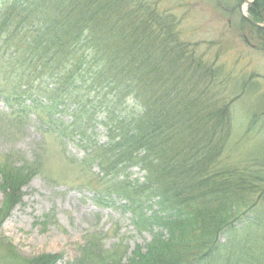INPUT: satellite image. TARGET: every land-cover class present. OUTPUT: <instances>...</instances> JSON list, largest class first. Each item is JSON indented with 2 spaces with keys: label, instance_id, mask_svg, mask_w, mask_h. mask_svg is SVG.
I'll use <instances>...</instances> for the list:
<instances>
[{
  "label": "trees",
  "instance_id": "16d2710c",
  "mask_svg": "<svg viewBox=\"0 0 264 264\" xmlns=\"http://www.w3.org/2000/svg\"><path fill=\"white\" fill-rule=\"evenodd\" d=\"M248 14L261 23L264 0ZM178 24L148 0H0V130L12 115L22 129L43 110L49 122L39 126L63 136L104 131L106 141L88 145L80 160L100 170L90 200L120 208L137 232L150 234L123 264H264V248L227 241L248 227L264 236V200L254 196L264 192V163L221 165L230 107L214 86L218 69L179 40ZM255 118L249 128L259 125ZM37 173L26 162L0 163L7 208ZM100 251L86 244L70 264H122L100 262Z\"/></svg>",
  "mask_w": 264,
  "mask_h": 264
},
{
  "label": "rangeland",
  "instance_id": "374dc122",
  "mask_svg": "<svg viewBox=\"0 0 264 264\" xmlns=\"http://www.w3.org/2000/svg\"><path fill=\"white\" fill-rule=\"evenodd\" d=\"M148 1L178 19L179 40L201 64L218 69L213 84L220 88L231 114L221 165L264 163V32L241 15L250 17L248 9L254 2L247 6L246 1L251 0ZM11 117L0 130V163L26 162L38 173L20 188L19 202L8 208L9 191L0 188V264H35L30 260L44 254H57L55 264H70L86 244L100 248L95 257L100 262L123 258V264L135 246L145 247L150 234L137 232L128 213L120 208L98 209L90 200L93 189L99 187L100 170L97 162L80 160L90 150L88 145L106 141L101 128L87 130L82 138L75 132L63 136L39 126V119L49 122L43 110L30 113L22 129L12 124L15 116ZM251 118L259 122L255 128H249ZM62 120L65 125L70 123L68 116ZM130 174L143 176L137 167H132ZM254 196L264 200V192L261 198ZM255 235L248 227L227 241L264 248V233L262 240ZM218 256L223 258L220 253Z\"/></svg>",
  "mask_w": 264,
  "mask_h": 264
},
{
  "label": "water",
  "instance_id": "95a60500",
  "mask_svg": "<svg viewBox=\"0 0 264 264\" xmlns=\"http://www.w3.org/2000/svg\"><path fill=\"white\" fill-rule=\"evenodd\" d=\"M255 0H251V1H246V5L249 6L251 5ZM241 15L243 18H245L251 25H253L256 28L259 29H263L264 30V24L262 23H257L255 21H253L251 18L247 17L243 12H241Z\"/></svg>",
  "mask_w": 264,
  "mask_h": 264
}]
</instances>
